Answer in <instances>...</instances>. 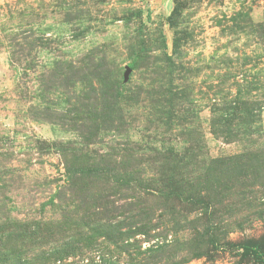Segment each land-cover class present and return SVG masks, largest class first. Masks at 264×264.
<instances>
[{"label":"rangeland","instance_id":"374dc122","mask_svg":"<svg viewBox=\"0 0 264 264\" xmlns=\"http://www.w3.org/2000/svg\"><path fill=\"white\" fill-rule=\"evenodd\" d=\"M9 219V264H264V0H0Z\"/></svg>","mask_w":264,"mask_h":264},{"label":"trees","instance_id":"16d2710c","mask_svg":"<svg viewBox=\"0 0 264 264\" xmlns=\"http://www.w3.org/2000/svg\"><path fill=\"white\" fill-rule=\"evenodd\" d=\"M67 171L68 173H70V176L71 174L72 176H74V174L77 175L81 172L77 171L76 169H72L69 166L67 167ZM24 225H26L24 221L16 220L12 222L10 219L8 224H4L3 222L0 223V264H9L8 262L10 260V257L15 254V251H17V242L22 241L24 239L23 237L27 233V231H31L30 226L26 229V226ZM62 232L63 235H69L64 230H57L55 235L58 236V234ZM63 255L64 254L61 253L60 248L54 249L48 253L45 262H49V264H54L58 260L63 259Z\"/></svg>","mask_w":264,"mask_h":264},{"label":"water","instance_id":"95a60500","mask_svg":"<svg viewBox=\"0 0 264 264\" xmlns=\"http://www.w3.org/2000/svg\"><path fill=\"white\" fill-rule=\"evenodd\" d=\"M128 72H129V68H128L127 72H126V76L128 75Z\"/></svg>","mask_w":264,"mask_h":264}]
</instances>
